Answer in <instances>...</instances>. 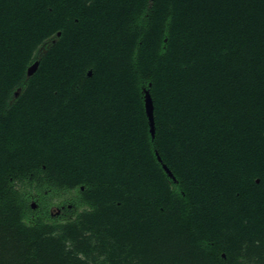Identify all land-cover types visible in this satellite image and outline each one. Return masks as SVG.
Wrapping results in <instances>:
<instances>
[{
  "label": "trees",
  "instance_id": "obj_1",
  "mask_svg": "<svg viewBox=\"0 0 264 264\" xmlns=\"http://www.w3.org/2000/svg\"><path fill=\"white\" fill-rule=\"evenodd\" d=\"M0 264H264V0H0Z\"/></svg>",
  "mask_w": 264,
  "mask_h": 264
},
{
  "label": "rangeland",
  "instance_id": "obj_2",
  "mask_svg": "<svg viewBox=\"0 0 264 264\" xmlns=\"http://www.w3.org/2000/svg\"><path fill=\"white\" fill-rule=\"evenodd\" d=\"M54 41V37L52 39H49L45 42L44 45L41 46V48H39V53H44L46 51V49L51 45V43H53ZM77 194L76 191H72V192H67V193H62L60 197H57L55 202H56V206L53 207L52 212L54 216H57L59 219L61 220H65L67 218H72L73 217V213L75 211H77L79 208H73L72 205L70 204V209L71 211H65L63 212V203L69 202L71 198L75 197V195ZM34 207H37L36 203H33Z\"/></svg>",
  "mask_w": 264,
  "mask_h": 264
},
{
  "label": "water",
  "instance_id": "obj_3",
  "mask_svg": "<svg viewBox=\"0 0 264 264\" xmlns=\"http://www.w3.org/2000/svg\"><path fill=\"white\" fill-rule=\"evenodd\" d=\"M38 61L35 62L34 64H32L29 68H28V74L29 75H32L37 67H38ZM146 104H145V107H146V113H147V116H148V119H149V123H150V127H151V132L152 134L154 133L155 131V124H154V113H153V101H152V98L150 97L149 94L146 95ZM164 169L166 170V172L170 175V176H173L172 175V172L169 170V168L166 166V165H163ZM34 207V205H33Z\"/></svg>",
  "mask_w": 264,
  "mask_h": 264
}]
</instances>
